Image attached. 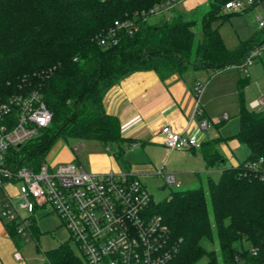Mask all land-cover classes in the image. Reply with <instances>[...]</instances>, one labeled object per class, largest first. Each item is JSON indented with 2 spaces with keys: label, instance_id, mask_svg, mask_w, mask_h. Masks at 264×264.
Wrapping results in <instances>:
<instances>
[{
  "label": "trees",
  "instance_id": "trees-1",
  "mask_svg": "<svg viewBox=\"0 0 264 264\" xmlns=\"http://www.w3.org/2000/svg\"><path fill=\"white\" fill-rule=\"evenodd\" d=\"M164 1L0 0V103L38 93L53 116L39 137L12 152L14 164L38 169L47 163L56 141L69 138L116 146L122 157L123 144L130 148L132 143L122 137L118 119L105 110L104 95L110 87L139 71H154L161 78L206 71L209 82L264 45L261 30L237 48H227L213 24L233 14L223 12L228 0H209L210 10L200 22V41L197 22L183 14L157 24L142 21V13ZM126 20L138 23V30L117 31L116 46L99 45L100 36ZM238 119L233 138L248 147L245 161L223 169L218 181L208 178L206 188L180 189L151 203L149 213L165 228L160 264H197L204 257L206 264H264V108L248 109L242 100ZM220 141L201 144L208 168L224 160L217 149ZM6 227L19 248L17 225L8 222ZM37 232L33 219L31 235L38 238ZM203 240L217 242L218 254L208 252ZM44 257L47 264H85L69 243Z\"/></svg>",
  "mask_w": 264,
  "mask_h": 264
},
{
  "label": "built area",
  "instance_id": "built-area-1",
  "mask_svg": "<svg viewBox=\"0 0 264 264\" xmlns=\"http://www.w3.org/2000/svg\"><path fill=\"white\" fill-rule=\"evenodd\" d=\"M185 1L166 0L140 17L142 21L148 16L170 20ZM222 7L226 14L241 13L255 7L264 11V0H228ZM258 20L261 30H264V19L259 17ZM138 28V23L132 20L116 22L112 31L98 38V43L103 47L116 46L117 31L132 34ZM263 52L264 45L253 49L236 68L250 77L248 69ZM207 83L208 79L195 86L197 102L186 134H189L191 124H195L199 132L210 127L199 102ZM262 106L264 97L253 105L255 109ZM52 118L38 93L0 103V216L15 223L18 233L28 239L35 212L51 205L68 227L85 264H160L163 259L159 255V243L165 228L157 216L149 213L153 200L137 177L114 173L94 175L75 161L57 168L46 163L38 169L12 162V152L39 137L50 126ZM162 134L169 152L183 147H201L196 138L189 135L184 138L169 126L162 129ZM137 146L132 144L130 148L134 150ZM107 150L110 151L109 148ZM74 152L79 153V146L74 148ZM158 175L164 178L166 185L177 186L174 173L162 168ZM22 210L29 216L23 218ZM252 252L256 254L257 250ZM14 258L22 261L19 252L14 254Z\"/></svg>",
  "mask_w": 264,
  "mask_h": 264
},
{
  "label": "crops",
  "instance_id": "crops-1",
  "mask_svg": "<svg viewBox=\"0 0 264 264\" xmlns=\"http://www.w3.org/2000/svg\"><path fill=\"white\" fill-rule=\"evenodd\" d=\"M207 76L209 78L206 71H189L184 74L172 73L161 78L154 71H139L127 75L110 87L104 95L105 110L107 114L118 119L122 137L138 146L132 150L128 148V144H123L125 151L121 157L116 154V146L109 145L108 151L107 147L99 144L88 153L87 167L84 168L94 175H133L143 185V181L158 177V171L164 168L166 172L176 175L177 184L179 182L188 187L191 183H201L205 178L215 180L227 165L238 166L242 161L236 154L244 157L249 155V149L242 151L235 138L224 140L222 135L215 138V133L210 132L211 124L214 123L211 104L216 97L209 96L208 99V95L216 88L217 83L212 82L214 77L206 84L199 97L204 117L210 121V127L207 131L199 132L196 125L191 124L189 134L185 133L197 102L195 86ZM256 101L252 103L253 109ZM224 117L222 121L229 120ZM166 126L184 138L188 135L196 138L200 144L220 139L217 149L224 156V160L218 167L208 168L200 148L183 147L169 152L162 134V129ZM63 159L66 162L73 161L71 155ZM187 189L190 188L182 190ZM6 223L8 222L0 216V264H23L14 258L19 248L7 230Z\"/></svg>",
  "mask_w": 264,
  "mask_h": 264
},
{
  "label": "rangeland",
  "instance_id": "rangeland-1",
  "mask_svg": "<svg viewBox=\"0 0 264 264\" xmlns=\"http://www.w3.org/2000/svg\"><path fill=\"white\" fill-rule=\"evenodd\" d=\"M210 10L209 0H186L183 4L177 8L176 13L183 14L186 20H195L197 26L195 27L197 40H201L200 22L202 17ZM264 19V11L255 7L250 10L241 13H233L225 19H221L213 24L214 28H217L225 45L228 49L237 48L241 42L250 40L255 34L261 32L258 18ZM150 24L160 23L161 18L159 16H148L147 19ZM251 79L247 82L245 74L238 68H228L217 73L213 81L216 84L214 92H211L209 96H215L216 100L211 104V116L214 123L211 124L210 132L215 133V138L221 135L225 139L233 138L236 131L239 128L238 114L241 107V101L248 109L252 108V103L256 100H260L264 97V52L260 58H258L253 66L249 69ZM208 79V76L205 80ZM242 80V83H240ZM216 91V92H215ZM261 108H264L262 106ZM227 115L229 120L222 121L221 119ZM100 143L95 140L86 138H69L67 141L57 140L52 146L48 156L47 164L54 165L57 168L61 164L69 163L63 158L71 155L75 163H82L84 167H87V156L97 145ZM240 149L245 151L247 146L239 143ZM79 146V153L74 152V148ZM115 149V147H113ZM241 152V151H240ZM242 162L247 159V156L242 154H236ZM72 162V161H71ZM227 168H231V165H227ZM220 175L215 177V181H218ZM185 182V180H184ZM152 200L155 203L168 199L172 192L178 191L183 188H198L203 186L206 188L207 179H203L201 183H194L188 185H181L178 182L177 186L170 187L166 185L163 177L159 176L150 181H143ZM23 218L29 216L25 211H21ZM34 217L38 226V238L34 235H29L28 239L24 236L21 237L20 247L18 252L21 254L23 264H47L44 253L57 248L60 244L69 243L74 254L80 257L84 261V256L81 253L77 243L73 240L68 227L63 223L60 216L53 211L51 205H47L45 208L38 209ZM203 247L209 251L219 252L217 242L211 244L207 240H203ZM208 258L204 257L197 264H206Z\"/></svg>",
  "mask_w": 264,
  "mask_h": 264
}]
</instances>
